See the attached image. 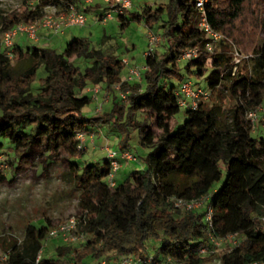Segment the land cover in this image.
Returning <instances> with one entry per match:
<instances>
[{"label": "trees", "instance_id": "16d2710c", "mask_svg": "<svg viewBox=\"0 0 264 264\" xmlns=\"http://www.w3.org/2000/svg\"><path fill=\"white\" fill-rule=\"evenodd\" d=\"M81 1L23 0L22 8L1 15L0 150L6 149L7 155L24 153L36 143L42 156L50 152L55 161H69L71 180L82 190L77 232L85 240L80 248L61 245L56 255H43L37 263L53 224L30 223L23 242H10L7 258L0 264H91L102 259L112 264L127 255L152 257L150 264L264 260V136L254 134L247 118L249 111L264 104V39L255 45L259 30H264L258 12L262 0L206 1L210 23L224 36L214 52L206 49L208 39L194 27L195 0L144 4L118 15L121 28L133 21L160 28V48L146 56L141 81H123V58L92 48L87 37L70 41L61 52L36 45L24 50L15 42L13 55H8L2 44L4 31L41 19L46 4L79 7ZM246 11L250 21L245 19ZM231 44L246 54L254 51L235 74ZM196 45L200 54L182 60L181 55ZM80 58L87 59L84 68L75 63ZM207 72L206 89L211 94L227 92L228 112L220 114L200 103L196 109H185V121L176 130L172 120L181 110L176 95L179 84ZM116 84L129 91L125 101L113 88ZM89 85H100L113 96L109 109L91 117L83 111L92 100L82 94ZM107 123L120 133L117 148L131 151L132 129L138 130L140 144L151 148L147 166L122 181L116 178L115 186L107 180V157L104 163H80L86 151L78 148L76 137L79 131ZM222 162L227 176L217 189L223 179ZM208 194L212 195V227L204 208L184 210L174 205V197L193 200ZM231 234L239 237V245L224 253H200L202 247L212 248V237Z\"/></svg>", "mask_w": 264, "mask_h": 264}, {"label": "rangeland", "instance_id": "374dc122", "mask_svg": "<svg viewBox=\"0 0 264 264\" xmlns=\"http://www.w3.org/2000/svg\"><path fill=\"white\" fill-rule=\"evenodd\" d=\"M164 1L166 0H132L136 8L144 4L156 3L155 5L158 6L160 3H164ZM22 7L23 0H0V17L2 14ZM79 7L83 9L82 3L79 4ZM51 10H53L52 5L46 8V11ZM98 11V13H101L104 9L100 8ZM258 12L259 18H261V20L264 19V0L261 1ZM86 13L88 17L86 25L68 28L64 34L58 35L55 43H46L43 40L36 42L27 32H19L15 37V42L24 50H26L28 46L36 45L40 47L50 46L61 52L70 41L78 37H87L90 40V46L92 48H101L106 52H113L119 55L120 58L125 57L129 59L130 64L125 65L122 70V79H124L126 73L129 74L128 69H130L131 66L143 68L146 59L145 53L149 50L147 38L148 26L145 22L133 21L128 27L121 28L116 14L114 19L101 23L98 18L95 17L96 14L94 12L88 11ZM244 15L247 21L251 20L247 11ZM154 29L160 32V28L156 27ZM261 29L255 37L256 46H259L264 39V30L261 31ZM234 47L237 46L232 45L231 52ZM252 52L254 51L250 53ZM244 54L249 55L246 53ZM75 63L84 68L87 65V59H76ZM208 73L209 72H207L204 77L192 75L190 79L193 81L194 85L206 88V76H208ZM37 88L38 83L34 82L33 89ZM87 88L82 91V94L90 96L92 100L83 109L86 115L91 117L97 114L101 104L102 110L111 107L112 100L107 101V96L103 97V99H105L103 101L100 97V93L97 98L94 96L93 85H89ZM205 104L209 108L214 107L220 114H226L231 104V99L227 92L221 93L217 91L211 95V98L205 102ZM139 117H141V115ZM185 118V109L181 108L180 112L172 120L176 130L183 124ZM93 130L97 132L95 138L96 144L92 142L87 144L85 155L80 159V163L96 161L104 163L106 151L101 148V145L104 144L105 140L101 138V135L106 137L110 146L114 148L118 147L121 136L118 129L113 125L109 123L100 126L95 125ZM259 130L260 128L256 131ZM254 134L257 136H264V130H262L260 135ZM98 138L101 139V142H99ZM130 146L131 151L138 155V160L131 162L123 161V166L117 174L118 181L124 180L133 170L144 169L147 166L145 159L151 148L144 147L140 144L139 132L137 129L131 130ZM4 151L6 154L7 150L4 149ZM10 153L11 155L6 154L10 156V162L7 161L8 168L4 170L3 177H0V213L3 217V220L0 221V235L7 237L6 239L0 238V257L6 253L9 243L14 239L19 244L23 242L28 224L37 223L41 225L39 222L45 221L55 226L74 215L80 214L79 200L82 190L77 188L71 180L73 171L72 167L69 166L68 160L55 161L51 158L50 152L42 156L36 143L32 144L24 153ZM22 156H24V158H22ZM221 170L223 172V179L215 185L217 189L221 187L227 176V168L224 162L221 163ZM88 238H91V236H88ZM236 239L240 240L238 236H236ZM81 242L82 241L69 242L60 237L49 238L43 242L42 254L54 256L59 246L68 245L80 248L82 246ZM219 242L220 245L215 248V250L222 253V251L229 249L232 245V238H223L220 239ZM206 254L208 255V253ZM216 260L217 259L208 264H216ZM98 262L99 260L91 261V264H98Z\"/></svg>", "mask_w": 264, "mask_h": 264}, {"label": "built area", "instance_id": "2783aa9c", "mask_svg": "<svg viewBox=\"0 0 264 264\" xmlns=\"http://www.w3.org/2000/svg\"><path fill=\"white\" fill-rule=\"evenodd\" d=\"M98 0H82L81 3L84 7L93 6ZM107 8L102 12L98 18L99 22L105 23L109 20L115 18V14L118 16L124 14L127 9L133 7L132 0H102ZM207 0H195L197 14L194 21V27L198 28L200 32L208 39L206 44V49L209 52H214L215 48L221 43L224 39V36L221 32L215 29L208 19V13L206 10ZM51 6V5H48ZM46 6V8L48 7ZM53 10L47 11V13L36 21H33L29 24L20 23L13 27L10 30L4 31L2 33V44L8 49V55L12 56L11 49L15 45V37L19 32H27L28 35L38 41L40 36L38 34L39 29H47L53 31L54 33H63L66 29L73 26H84L87 23L88 17L87 13L77 7L76 4H70L66 8H58L55 5L52 6ZM147 38L149 42V50L145 53L146 56L153 54L156 49L159 47L162 35L159 31H156L154 28H149L147 30ZM200 47L198 45L188 48L182 55V60H189L197 57L200 54ZM234 67L232 69V74H235L236 70L240 63L244 60L249 59L253 54L245 55L243 52L234 47L232 51ZM125 65H129V59L123 58ZM145 69L139 68L138 66H131L129 69V74L127 77L122 79L125 80H142V70ZM94 96L97 98L98 94L101 91V87L98 85H93ZM113 88L117 91L119 98L122 101L127 99L129 93L128 90L122 89L120 84H116ZM88 89V88H87ZM176 95L178 96V103L181 108L184 109H196L199 107L200 103H205L211 98V91L202 86L194 85L191 79H186L182 81L177 90ZM98 111H102V104L98 108ZM247 118L253 124V131L255 132L258 128H264V104L259 105L256 109L251 110L247 114ZM96 131L95 130H82L77 132L78 148L80 150H85L87 144L96 142ZM99 136V135H98ZM101 138L105 140L104 144L101 146L102 149L106 151L107 162L109 163L110 172L107 177L108 183L110 186H115L117 184V174L123 166V161L131 162L138 160L136 154L128 149H119L114 148L108 144V141L104 135H101ZM8 168L7 156L4 152L0 150V171H4ZM212 195L208 194L202 196L198 199L187 200L181 197H174V205L179 209L184 210H193L204 208L205 209V220L207 221L210 227L213 226V208L209 205V201ZM79 218L77 215L70 217L64 222H60L57 225L53 226L46 239L60 237L65 241L77 242L84 241L85 236L81 233H78ZM235 234L228 235L224 238H232V245L229 249L222 251V253L229 251L234 246L239 245V240L236 239ZM223 238L212 237V248L210 246H205L200 249L201 254H206L209 252H220L216 251L220 245L219 240ZM43 246L40 249L36 262L38 263L41 257L43 256ZM8 253L6 252L3 256L0 257V262L7 258ZM152 257H135L132 255L123 256L112 264H150ZM172 264H186L185 261H171ZM76 264H84L77 262ZM98 264H108L105 259H102ZM216 264H222L220 260H216ZM250 264H264V260H256Z\"/></svg>", "mask_w": 264, "mask_h": 264}, {"label": "crops", "instance_id": "0c3cea01", "mask_svg": "<svg viewBox=\"0 0 264 264\" xmlns=\"http://www.w3.org/2000/svg\"><path fill=\"white\" fill-rule=\"evenodd\" d=\"M104 3H103V1L102 0H98L92 7H91V9L90 10H88V11H92V12H94L96 15H95V17H97V18H99L100 17V15H97V14H102V12L101 13H98L99 11H98V9H100V8H102V9H104ZM82 8H84V6L82 5ZM132 8H136V7H134V5H133V7ZM87 11V12H88ZM120 22V21H119ZM71 28V27H70ZM66 30H68V29H66ZM65 30V31H66ZM65 31L63 32V33H54L53 31H50V30H45V29H39L38 30V34H39V36H40V38H39V40L38 41H36V42H40V41H44V42H46V43H55L56 41V39H57V37H58V35L59 34H64L65 33ZM18 44V43H17ZM19 45V44H18ZM125 58V57H124ZM128 71H129V69H128ZM126 76H128V73H126ZM125 76V77H126ZM124 77V78H125ZM98 86H100V85H98ZM100 97L103 99V97L104 96H107V101H109V100H112L113 99V96L110 94V93H108L105 89H102L101 91H100ZM105 99H103V101H104ZM262 130H264V128H260V130L259 131H255V133L256 134H258V135H260V133L262 132ZM99 139V142H101V139L100 138H98ZM96 144V143H95ZM103 145V144H102ZM101 145V146H102ZM98 146H100V145H98ZM3 220V217H2V215H1V213H0V221H2ZM45 221H42V222H39L40 224H42V223H44ZM33 224H36V225H39V224H37V223H33Z\"/></svg>", "mask_w": 264, "mask_h": 264}]
</instances>
